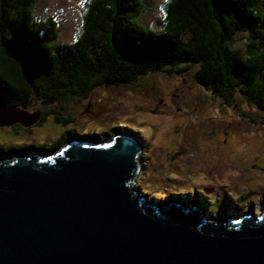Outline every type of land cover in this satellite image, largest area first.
Returning a JSON list of instances; mask_svg holds the SVG:
<instances>
[{
	"label": "trees",
	"instance_id": "trees-1",
	"mask_svg": "<svg viewBox=\"0 0 264 264\" xmlns=\"http://www.w3.org/2000/svg\"><path fill=\"white\" fill-rule=\"evenodd\" d=\"M39 1L0 0V105L28 110L35 101H80L100 86L135 84L150 73L192 70L195 83L221 104L230 105L240 95L264 113V0H167L165 15L155 28L140 21L144 0H86L81 31L70 43L58 40L54 16L36 15ZM240 34L244 49L235 47ZM39 112L33 126L17 124L10 129L31 132L51 114L52 122L64 128L61 134L40 146H0L1 154H49L72 137L103 141L122 128L112 125L98 134L81 135L70 126H77L76 121L62 112L54 108ZM258 124L264 126V119ZM181 153L177 150L173 157ZM138 184L142 193L151 194ZM177 187L155 186L151 195L160 199L167 197L165 191L177 198L196 193L195 187ZM205 187L198 190L206 192ZM220 190L204 202L216 213L253 207L255 194H263L247 190L234 196Z\"/></svg>",
	"mask_w": 264,
	"mask_h": 264
},
{
	"label": "water",
	"instance_id": "water-1",
	"mask_svg": "<svg viewBox=\"0 0 264 264\" xmlns=\"http://www.w3.org/2000/svg\"><path fill=\"white\" fill-rule=\"evenodd\" d=\"M40 116L0 105V127ZM141 147L119 131L49 154L0 153V264H264V205L259 217L209 222L174 197L148 202L134 185Z\"/></svg>",
	"mask_w": 264,
	"mask_h": 264
},
{
	"label": "rangeland",
	"instance_id": "rangeland-1",
	"mask_svg": "<svg viewBox=\"0 0 264 264\" xmlns=\"http://www.w3.org/2000/svg\"><path fill=\"white\" fill-rule=\"evenodd\" d=\"M166 1L144 0L140 21L155 28L165 15ZM85 2L40 0L35 11L41 19L54 16L58 23V40L70 43L81 31ZM241 34L235 47L244 49ZM192 74V70L183 74L150 73L135 84L97 87L88 99L35 101L28 110L54 108L62 112L63 117L76 121L77 126H70L76 127L81 135L98 134L112 125L122 127L119 129L122 133L134 135L142 146L140 171L134 185L139 186L140 182L151 194L155 186L159 190L172 189L174 185L179 190L195 187L196 193L179 195V198L165 191L167 197L157 199L159 201L172 197L184 201L183 208H199L209 215V222L225 214L259 217L264 205V126L258 122L264 119V113L248 105L240 95H236L230 105L221 104L195 83ZM126 127H133V131L128 132ZM62 130V126L52 122L50 114L44 124L33 127L31 132L0 127V146H40L54 141ZM177 150L182 153L173 157ZM202 185L206 186V192L198 190ZM221 187L234 196L247 190L263 194H255L257 201L253 207L234 208L229 213L223 209L216 213L204 202L207 195L220 193ZM151 194H146L148 202L154 198Z\"/></svg>",
	"mask_w": 264,
	"mask_h": 264
},
{
	"label": "flooded vegetation",
	"instance_id": "flooded-vegetation-1",
	"mask_svg": "<svg viewBox=\"0 0 264 264\" xmlns=\"http://www.w3.org/2000/svg\"><path fill=\"white\" fill-rule=\"evenodd\" d=\"M13 126H15V125H13ZM12 127V126H11ZM11 127H9V128H11Z\"/></svg>",
	"mask_w": 264,
	"mask_h": 264
},
{
	"label": "bare ground",
	"instance_id": "bare-ground-1",
	"mask_svg": "<svg viewBox=\"0 0 264 264\" xmlns=\"http://www.w3.org/2000/svg\"><path fill=\"white\" fill-rule=\"evenodd\" d=\"M140 157V156H139Z\"/></svg>",
	"mask_w": 264,
	"mask_h": 264
}]
</instances>
